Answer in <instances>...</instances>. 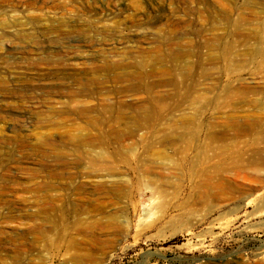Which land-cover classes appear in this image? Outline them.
I'll list each match as a JSON object with an SVG mask.
<instances>
[{"label": "rangeland", "instance_id": "1", "mask_svg": "<svg viewBox=\"0 0 264 264\" xmlns=\"http://www.w3.org/2000/svg\"><path fill=\"white\" fill-rule=\"evenodd\" d=\"M263 28L264 0H0V264H264ZM206 180L218 210L174 223Z\"/></svg>", "mask_w": 264, "mask_h": 264}, {"label": "bare ground", "instance_id": "2", "mask_svg": "<svg viewBox=\"0 0 264 264\" xmlns=\"http://www.w3.org/2000/svg\"><path fill=\"white\" fill-rule=\"evenodd\" d=\"M261 32H262V39H264V28L261 29ZM247 55H248V57H249L250 60H252V59L253 60L259 59L257 61L255 60L256 63H257V68H260L261 66H264V46H260L258 49L252 50V51L248 52ZM6 84H7V82L5 80H3L2 78H0V85H6ZM76 96H78V94H75L74 93L73 94V97L69 101V103L71 101L72 102L73 101H77L81 105L78 108L74 109L72 112L68 113L69 114L68 116H69L70 120L73 121L75 119L74 117H76V116L81 117L82 115H85V113L83 114V112H87L88 113V118H89L88 121H87V123L89 125L96 126L97 123H98V118L95 117L94 115H92L91 110H90L92 108L85 107L84 101L83 100L76 99L75 98ZM159 103H160V101L157 102V103L156 102H147V103L145 102V103H141V104H139L137 106H134V107L132 106L133 109H134V113H129V114L125 115V116L124 115H121V117H117L116 114H112L111 113V115L109 114L108 118L109 117H112L113 119L120 118V119H123V120L124 119H130V118H132L141 127L144 124H147V123L149 124V122H151L153 120L165 119V118L160 117V115H158V111L156 112V109H157ZM160 107L162 108V105ZM124 108H131V106H130V104L120 105V107H119L118 110H120L123 113H126V111L124 110ZM111 111H113V110H111ZM123 113H118V114H123ZM167 119H169L171 121H170V124H168V126L166 127V131L172 132V131L175 130V128H177L176 122H173V121H176V120L174 118H172V117H169ZM138 125H136V127H138L136 129H139L140 128ZM181 127H182V125H181ZM183 128H186V127L184 126ZM158 129H161V128L158 127ZM158 129L156 128L157 131H158ZM134 133H135V131H130V134L131 135H133ZM188 135H191V132L190 131L189 132L187 131L183 135V137L184 136H188ZM177 137H179V136L166 137L165 135H163V137L159 139V141H158L159 144L158 145H160L162 147L164 146V148L165 147L168 148L167 145H170L171 147H173V146H175L176 141H178ZM73 142L75 144V148L78 151L83 150V146L87 144V135H84L83 133L79 132L74 137ZM156 144H157V142H154L153 143V145H156ZM192 147H195V143H194V146L192 145ZM196 150L198 151V153H200L202 155V152L203 151H202V148L201 147H196ZM214 152H215V150H214ZM197 155H199V154H197ZM199 157H201V156H199ZM199 157H198V159H199ZM95 158H98V155ZM92 161L94 163H98V159L97 160L96 159H92ZM199 161L201 162V160H199ZM247 162L254 163L256 166H260V159L258 157L256 158V157L253 156L252 159H250V161L248 160ZM201 164H202V162H201ZM200 172H202V171H200ZM255 181L260 184V177H257V179ZM209 184H210V182L207 181V180L205 182H200L199 184H197L196 186H194V189H195V192H196V194L194 193L195 196L188 197V198H186V199H184V200H182V201H180V202H178V203H176L174 205V207H175L174 210L177 211V213H175L176 215L172 214L173 216H171V217H174V220H173V222L175 221L174 223H176L177 221L178 222L185 221V223H189L188 220H190L191 221V224H192L191 226H193V225L195 226V225H198V223H200L206 216H208V215L211 216L216 210H218V208H219V206L221 204L220 202H221L222 199L220 197H218L216 195V193L213 192L214 193L213 194L212 191L209 190V187H210V186H208ZM220 184L222 185V183H220ZM259 188H260V185H258V186L248 185L247 188H243V191L244 192H249V193H247V196L243 198V200H246L248 198V196L252 194V192H254L255 190H257ZM219 189H220V187H219ZM160 191H161L160 194L164 192L163 190H160ZM239 207H240L239 204L235 205L231 209L230 212L236 214V212H238L237 209ZM259 209H260V204H258V206L256 208V211L259 210ZM171 221L172 220H170V222ZM181 225H184V224L182 223ZM211 230H212V228H209L206 231H203L201 233L196 234L197 237H200L199 244L202 245V244L205 243V239H206L205 238L206 237L205 235H206L207 232L212 233ZM197 244H198V242H197ZM76 260H77V258L74 259V261H76ZM237 263H239V264H245L244 261L243 262L237 261ZM199 264H217V263H215V261L213 259H210L209 258V259H207L205 261V263L200 262ZM218 264H225V263H222V262L220 263L219 262Z\"/></svg>", "mask_w": 264, "mask_h": 264}]
</instances>
